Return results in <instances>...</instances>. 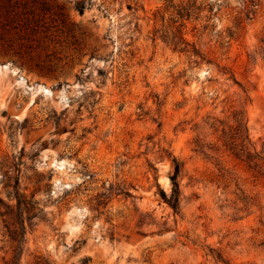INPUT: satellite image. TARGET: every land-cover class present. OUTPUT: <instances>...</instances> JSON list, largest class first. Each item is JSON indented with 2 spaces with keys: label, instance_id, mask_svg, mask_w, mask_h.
Instances as JSON below:
<instances>
[{
  "label": "rangeland",
  "instance_id": "374dc122",
  "mask_svg": "<svg viewBox=\"0 0 264 264\" xmlns=\"http://www.w3.org/2000/svg\"><path fill=\"white\" fill-rule=\"evenodd\" d=\"M206 116H242L264 156V0H0V197L17 177L33 206L20 264H264V174ZM6 239L0 219V263Z\"/></svg>",
  "mask_w": 264,
  "mask_h": 264
},
{
  "label": "trees",
  "instance_id": "16d2710c",
  "mask_svg": "<svg viewBox=\"0 0 264 264\" xmlns=\"http://www.w3.org/2000/svg\"><path fill=\"white\" fill-rule=\"evenodd\" d=\"M76 9L82 13L84 8L83 1H76ZM184 43L181 51L188 52L191 56L204 59L202 54L194 45L185 42L181 37L174 42V48L179 44ZM231 78L236 82L235 78ZM235 125L224 123L215 117L206 116L205 124L212 133H218V141L221 145L229 150L236 158L244 161L250 168L254 169L257 174H264V156L261 151H258L251 141L248 134V128L244 119L239 116H234ZM195 150L204 153V146L199 139L194 141ZM209 145V146H207ZM208 148H213L214 145L207 144ZM173 170L169 173L170 191L167 193L159 189L160 196L163 201L172 209L174 214L180 211V186L178 177L180 174V163L171 155ZM90 176V174L88 175ZM13 194H9L11 199L15 198V204H8L0 197V219L4 228L7 243L9 244L10 256L1 257L0 264H20L21 255L25 246L26 224L30 226L29 213L33 209L32 202L26 199L18 190V178L15 177L13 184ZM36 264H49L46 259H39Z\"/></svg>",
  "mask_w": 264,
  "mask_h": 264
}]
</instances>
